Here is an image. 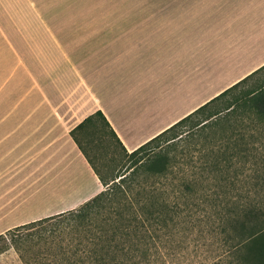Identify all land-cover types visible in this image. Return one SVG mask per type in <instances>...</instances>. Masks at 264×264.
Instances as JSON below:
<instances>
[{
    "label": "crops",
    "instance_id": "obj_1",
    "mask_svg": "<svg viewBox=\"0 0 264 264\" xmlns=\"http://www.w3.org/2000/svg\"><path fill=\"white\" fill-rule=\"evenodd\" d=\"M100 3L0 0V235L103 190L89 115L131 152L264 65V0Z\"/></svg>",
    "mask_w": 264,
    "mask_h": 264
},
{
    "label": "trees",
    "instance_id": "obj_2",
    "mask_svg": "<svg viewBox=\"0 0 264 264\" xmlns=\"http://www.w3.org/2000/svg\"><path fill=\"white\" fill-rule=\"evenodd\" d=\"M70 134L103 190L9 229L0 254L20 264H264L260 216L236 202L241 178L264 191V65L131 152L100 111ZM104 136L131 162L115 175Z\"/></svg>",
    "mask_w": 264,
    "mask_h": 264
},
{
    "label": "rangeland",
    "instance_id": "obj_3",
    "mask_svg": "<svg viewBox=\"0 0 264 264\" xmlns=\"http://www.w3.org/2000/svg\"><path fill=\"white\" fill-rule=\"evenodd\" d=\"M100 5H109V4H127L128 0H99ZM260 80V79H259ZM258 80L256 78H251L244 85L246 89H255L259 86ZM192 131L189 128H183V131ZM103 135L107 134L106 131L102 132ZM185 133L183 136L185 137ZM103 148L105 152V158L103 159L104 168L107 170L109 168H114L119 164L121 168H118L114 171V175L117 174V171H124L125 168L131 166L128 158L125 156L124 152L121 151L118 147H115L108 137H103ZM164 146H166L164 144ZM103 150V149H102ZM101 150V151H102ZM107 155V156H106ZM260 181L245 180L241 178L238 183V197L236 202L239 204L240 212H246L250 214V219H254L256 215L260 216V226L264 225V191L260 189ZM249 195L251 196L249 198ZM243 210V211H242ZM0 264H20L17 259L16 254L10 250L0 254ZM170 264V263H164Z\"/></svg>",
    "mask_w": 264,
    "mask_h": 264
},
{
    "label": "bare ground",
    "instance_id": "obj_4",
    "mask_svg": "<svg viewBox=\"0 0 264 264\" xmlns=\"http://www.w3.org/2000/svg\"><path fill=\"white\" fill-rule=\"evenodd\" d=\"M88 175H89V174H88ZM90 175H91V174H90ZM92 178H93V177H92ZM92 178H91V179H92ZM93 181H94V180H93ZM94 197H95V196H94ZM58 204H59V203H58ZM66 204H67V203H66ZM75 204H77V203H75ZM55 205H57V204H55ZM58 206H60V205H58ZM58 206H57V207H58ZM63 206H65V205H63ZM48 207H49V206H48ZM53 207H54V206H53ZM49 208H51V207H49ZM55 208H56V207H55ZM47 209H48V208H47ZM48 210H49V209H48ZM52 210H53V209H52ZM58 210H59V209H58ZM41 211H42V210H41ZM54 212H55V211H54ZM48 213H49V212H48ZM48 213H47V214H48ZM52 213H53V212H52Z\"/></svg>",
    "mask_w": 264,
    "mask_h": 264
}]
</instances>
